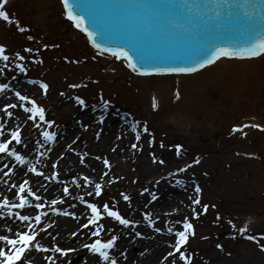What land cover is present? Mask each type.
I'll return each mask as SVG.
<instances>
[{"label":"rangeland","instance_id":"obj_1","mask_svg":"<svg viewBox=\"0 0 264 264\" xmlns=\"http://www.w3.org/2000/svg\"><path fill=\"white\" fill-rule=\"evenodd\" d=\"M4 10L13 22L0 18V44L10 55L8 62L0 60V68L4 69L0 72V84L10 85L18 79H33L50 86L46 94L44 91L43 94L28 96L30 100L22 102V108L15 110L13 115L25 113L24 107L30 106L31 99L45 109L46 119L51 122L55 120L60 103L76 102L78 106L73 111H77L79 107L100 102L104 107L112 106L119 113L125 112L134 121L138 120L142 127V123L146 122L150 130L147 133L149 142L115 173L114 182H101L103 194L96 196L94 191L85 199L98 206H101V201L108 203L125 218L134 216L141 225H145L146 214H151L154 222L158 221L147 208L159 184L154 182L156 177L173 180L175 174L187 173L185 178L196 181L189 187L193 191L192 198L199 196L201 205H193L190 199V203L182 208L162 211L160 217L158 215L161 221L156 226L161 228V232L152 233L157 238L166 234L171 236L173 244L175 231L183 230V222L187 218L194 226L195 235H189L188 245L181 251L189 256L191 264H264V248L261 247L264 245V60L247 65L249 69L239 62L254 59L234 60L235 65L211 67L192 76L138 77L120 59L94 51L66 17L61 0H10ZM16 20L25 28L24 32L18 30ZM27 48L39 49V52L28 53L25 51ZM16 51L25 56L24 61L12 59ZM5 63L9 65L7 68ZM19 63L26 66V72L16 67ZM254 69L260 79H257ZM73 84L81 86L70 87ZM77 96L85 101V105L79 104ZM157 96L163 100L161 104L157 102ZM154 98L158 104L156 109L152 108ZM10 111H13L12 108ZM177 116L186 118L189 128L186 125L183 129L179 122H173ZM41 122L44 128L48 126ZM243 124H259L261 128H245L246 136L232 131L235 126ZM49 125L47 129L53 127V123ZM20 130L23 136L27 126ZM9 135L8 132L0 142ZM153 137L154 142H150ZM47 142L42 137L36 145ZM161 142L164 147L160 146ZM15 145L14 141L12 148ZM176 145H182L179 154ZM6 156L7 153H4L0 159ZM197 158L199 163H195ZM161 160L164 163H160ZM135 165L146 172L155 170V173L147 174L136 184L129 177ZM184 167L186 171H179ZM51 175L55 182L58 178L59 183H70L79 178L76 171L65 175L53 171ZM197 185L201 188L199 194L195 192ZM123 195L131 197V202L125 201ZM29 199L33 209H40L35 207L38 203L45 204L44 200L33 204V200ZM142 199L146 203L140 206ZM203 204L209 205L207 213L202 212ZM48 206L40 210V214L54 209ZM193 207L201 212L199 218L193 215ZM87 211L90 218L91 211L88 208ZM229 221L235 224V228ZM101 223L104 230L100 238L105 241L112 235L120 236L124 229V225L106 213ZM94 227L91 225L90 231ZM169 227L174 229L171 234L167 231ZM241 228H245L246 232L241 234ZM51 231L43 229L36 240L45 246ZM248 236H255L256 239L250 240ZM95 239L85 236L82 245ZM61 248L71 249L69 245ZM88 252L82 247L80 251L68 252L67 256L51 251L45 255L54 257L56 264H88ZM32 253L36 255L38 250L32 248L26 251L25 258L31 259ZM130 253L134 259L138 256L132 251ZM46 257L41 264H50ZM173 261L185 264L179 259V253L167 256V259L162 254L155 262L148 263L172 264ZM33 264L37 263L34 261Z\"/></svg>","mask_w":264,"mask_h":264},{"label":"bare ground","instance_id":"obj_2","mask_svg":"<svg viewBox=\"0 0 264 264\" xmlns=\"http://www.w3.org/2000/svg\"><path fill=\"white\" fill-rule=\"evenodd\" d=\"M261 60H264V55L255 61L239 63L249 69L247 65L251 63L255 65ZM235 64L234 60L227 61L223 59L213 67L220 65L226 67ZM254 71L257 73V79H260L257 70L254 69ZM9 86L11 91L21 88L22 91L28 93L25 94L26 96L41 93L37 85L27 82L25 79L16 80ZM15 98H17L15 94H11L9 91L0 95V124L5 126L4 136L0 137V140L6 138L8 132L11 135V131L17 125L20 126V129L27 126V130L21 136L22 143L16 144L15 148L19 154L25 156L28 163L20 165L10 155L0 159V200L7 198L14 202L12 185H20L21 181L23 184L25 180L29 181V186L36 195L41 197L40 200L46 201L50 207L60 206L59 212L52 211L46 216H41V224L37 225L39 232L43 229H52L47 235L44 247L52 249L57 246L69 245L71 249H75L73 252L80 251L85 236L92 237L90 231L92 224H89L88 228H84L83 224L87 223L88 219L86 218H89L87 211L89 202L85 198L90 196L89 193H93V185L104 179L107 183L114 182L115 173L128 164L134 158L135 152L143 148L149 140L145 133L140 130L137 122L129 124V120L112 111L111 108L103 107L101 104H92L87 108L73 111V109L76 110V104L66 102L60 103V109L55 114V127L53 129L56 137L55 141H50L45 145H36L40 141L43 131H45L41 121L27 119L31 115L30 113H21L19 116L14 114L12 117H8L4 111V106L9 103L17 105L11 112L22 108L19 100ZM157 98L159 104H161L163 100L158 96ZM101 117H103L102 122ZM173 122H179V126L183 129L188 123L186 118H182V116L175 117ZM36 124H39L40 127H36ZM134 126L136 127L134 128ZM186 128H189L188 125ZM190 131L192 132V130ZM137 132L141 137L139 141L135 138ZM133 143H137L136 149L131 147ZM96 157H101V159L98 160ZM104 158L109 160L110 169L103 164ZM5 164L8 165L7 170H10V177L8 178L2 177ZM31 165H35L37 172L43 173V175L31 172ZM72 170L78 172L80 177L81 175L87 176L88 181L85 182L83 178L76 183L56 184L51 180V172L53 171L65 175ZM104 172H107L108 175H103ZM153 173H155V170L146 172L135 165L129 177L133 178L134 183L137 184L141 178ZM186 175L187 173L175 174L173 180H166L161 176L156 177L155 181L159 182L156 187L157 190L153 193L156 199H153L152 196L150 201L154 200V203L148 205V208H151L154 214L159 213L155 215L156 218L164 210L179 209L190 203V198L193 197V193L189 189L192 181L185 178ZM65 187L68 188L67 193L64 192ZM33 198L35 201L36 198ZM52 200H56L58 203L52 205ZM145 203V199H142L140 206L145 205ZM3 213V215H0V234H5L9 228H12L13 231L26 230L25 226L29 222L19 221L18 217L12 214L13 211L3 210ZM19 213L21 215L29 214L33 217L40 214L35 209ZM64 213H70L71 215H65ZM132 214L134 215V213ZM131 218V220L138 222V219L134 216ZM156 225L157 223L155 227ZM154 229L152 226L150 229L147 228V231H143L142 228L132 229L131 225L126 226V229L124 228L120 233V246L114 247L110 251V255L116 257L118 264H149L148 262H155L162 254L166 257L169 251L174 250L171 244V236L166 234V236L157 238L152 233ZM137 232L141 235L137 236ZM73 233H76V235H73ZM130 251L138 256L134 259ZM122 252L126 253V259L121 255ZM46 253L43 251H38L36 255L32 253L31 259H29L31 264L34 261L41 264L45 260ZM86 257L88 264H98L97 256L88 252ZM21 264H24V259H22Z\"/></svg>","mask_w":264,"mask_h":264},{"label":"snow or ice","instance_id":"obj_3","mask_svg":"<svg viewBox=\"0 0 264 264\" xmlns=\"http://www.w3.org/2000/svg\"><path fill=\"white\" fill-rule=\"evenodd\" d=\"M8 2V0H3L2 3H0V18H3L4 21H7L9 23H12L13 21L10 19L9 13L4 9V5ZM64 8L67 9V17L69 20L73 21L75 24V27L78 29H81L84 33L87 34V37L91 40L92 44L101 51V54L104 52H111V54L118 58L126 60L127 66L132 69L134 72H139L141 75H149L152 73H194L198 71L199 69H203L204 67L208 65L214 64L216 61L220 60L221 58H256L260 57L261 55H264V34H261L256 38L254 41L250 42L244 47H241L239 49H233L229 47H219L216 46L214 48H209L205 51H203V58L198 62V64L193 65L191 67H146V65L149 64L150 58L147 57L144 53V51L140 48V46L137 44L136 40L129 36V35H120L119 40L121 44L123 45L119 49H111L103 47L100 43L97 42V37L101 38H107L109 36V28L106 22L100 18V16L97 14V12L87 3L84 2V0H62ZM77 10L81 14H77ZM85 16L88 17V21H85ZM216 16H220L219 10L216 12ZM15 23L18 26V30L20 32H24L25 28L23 26H20L19 21L16 20ZM29 39H32V37H28ZM44 47H47L45 45ZM26 52L32 53V52H39V49H33V48H27L25 49ZM12 59L19 61H24L25 56L21 55L19 51H16L12 54ZM67 59V58H66ZM0 60L4 62H8L10 60V55L6 54V47L2 44H0ZM42 62V61H39ZM9 65L8 63L4 64V67L7 68ZM16 67L19 68L21 72H26L27 68L23 63H19L16 65ZM3 68H0V72H3ZM33 84H37L38 82L33 80L30 81ZM39 86L46 91L49 87V85L45 82H39ZM81 85L73 84L70 85V87L77 88ZM9 84L4 83L0 84V93H4L6 90L9 89ZM180 93L177 91L176 96L179 98ZM15 96L19 98V102H28L30 98L26 95H22L19 91L15 92ZM76 100L81 105H85V101L81 99L79 96L76 97ZM17 105L13 103L7 104L4 111L7 113L8 117L13 116V112L7 111L9 108H16ZM153 107H158V104L153 99ZM25 113H30L31 115L27 117V119L36 121L37 119L39 121H43L45 125H49L53 122L48 121L46 119V111L43 107L37 105V101L35 99H31L30 106L24 107ZM103 120V117H101V122ZM4 125L0 124V137L4 136ZM36 127H40L39 124H36ZM136 126H134L135 128ZM253 127V128H261V125L259 124H243L235 126L232 131L233 132H241L243 135H247L246 132H244L245 128ZM143 132L148 133L149 129L145 125L143 127ZM45 141H55V135L52 132L49 131H43L42 133ZM136 140H140V134L139 132L136 133ZM15 141L16 144L22 143V137H21V130L20 126L17 125L14 130L11 131V139H7L5 142H0V153H7L10 156L14 157L16 161L19 162L20 165H25L28 163L24 155H21L18 153L16 148H9V145L12 144V142ZM150 142H154L153 140ZM137 143H133L131 147L133 149L137 148ZM161 147H164L163 143L160 144ZM177 150V154H179L180 150L182 149V145H176L175 146ZM115 150V149H113ZM43 155V154H41ZM96 159H101V157H96ZM199 159L197 158L195 160V163H199ZM160 163H164V161H160ZM103 164L107 168H111V164L108 159H103ZM190 166V165H189ZM5 168L8 167L7 164L4 165ZM30 171L33 173H36L37 175H43V173L37 172V169L35 165L30 166ZM179 171H186V168L180 169ZM5 176H8L9 173L5 172ZM103 175H108L107 172H104ZM88 177H84V181H88ZM115 179V178H113ZM13 188H16L17 185L13 184ZM94 191L96 196H101L103 194V185L101 183H95L94 184ZM64 192H68V188H64ZM195 192L199 194L201 192V188L199 185L196 186ZM18 193L19 197L18 203H10L7 198L0 201V215H3L4 209H25L26 206L29 203V195L36 198V200H40L41 197L36 195V193L32 190V188L29 186V181L25 180L23 184L19 185L18 187ZM89 195H92V193H89ZM82 199V198H81ZM123 199L125 201L131 202V197L128 195H123ZM153 199H156L155 196H153ZM192 199L193 205H201V200L199 196L190 198ZM58 201L52 200L51 204L55 205ZM36 208H44L43 203H38L35 205ZM214 208L215 205H212ZM88 208L91 211V216L88 219V222L83 224L84 228H88L89 224L94 225V229L91 231V236L96 237L95 240H93L91 243H85L83 245L84 248L88 249L91 254L98 257V264L102 262V264H118L117 259L110 255V251L117 246V241L119 240L118 235H112L110 238H108L106 241L102 240L101 233L104 230V224L101 223V220L103 219L104 214L106 213L108 217L113 218L115 221L119 222L120 225L124 226H130L134 223L133 220H130L128 218H125L120 214L119 211L113 210L108 203H104L101 201V206H98L97 203H88ZM209 210L208 204L202 205V212L207 213ZM54 211L59 212L60 209H54ZM193 215L196 218H199L201 215V212H198L195 207L192 208ZM14 216L18 217L19 221L21 222H29L25 227L26 230H16L13 231L12 228L7 229V232L5 234H0V264H18L19 261L24 258V264H31V261L25 258L24 254L26 251L34 248L38 251L43 252H55L63 254L64 256L68 255V252L75 251V249H63L59 246L49 249L41 245L39 241L36 240V237L39 235V231L37 230V225L41 224V216H46L47 213H42L35 215L34 217L29 214H23L21 215L19 212L13 211L12 213ZM65 215H71L70 213H64ZM145 219L147 220V223L150 226H153L155 228L156 232H161V228L155 227V222L151 216V214H146ZM217 219H219V214L217 215ZM229 224L232 225L233 228H235V224L232 223V221H229ZM51 226V225H50ZM168 233H173L174 229L172 227H169L167 229ZM239 232L243 234L246 232L245 228L239 229ZM11 235H10V234ZM73 235H76V233H73ZM137 236H140L141 233L137 232ZM176 239L174 240L172 244V248L174 251H169L167 253L168 257H171L175 255L176 253H179V259L185 261V264H191V259L189 256L185 254V251H181L182 246H184L188 239L189 235H195L194 226L193 224L185 218L183 222V230H177L174 233ZM250 240H255V236H248L247 237ZM35 241V243H33ZM218 247H221L220 245H217ZM262 248H264V245H261ZM122 256L127 258L126 253L122 252ZM47 260H49L50 264H54V257L48 256L46 257ZM167 259V257H165ZM172 264H176L175 261L172 262Z\"/></svg>","mask_w":264,"mask_h":264},{"label":"water","instance_id":"obj_4","mask_svg":"<svg viewBox=\"0 0 264 264\" xmlns=\"http://www.w3.org/2000/svg\"><path fill=\"white\" fill-rule=\"evenodd\" d=\"M84 2L108 25L109 36H98L97 40L108 47L120 48L123 46L120 35L133 37L150 58L146 67L191 65L199 62L203 51L209 48L228 47L237 38L253 40L264 34V0ZM217 10L219 17L216 16ZM85 20L88 21L87 16Z\"/></svg>","mask_w":264,"mask_h":264}]
</instances>
